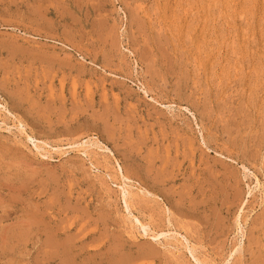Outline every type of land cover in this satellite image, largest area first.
Returning <instances> with one entry per match:
<instances>
[{
  "label": "rangeland",
  "instance_id": "1",
  "mask_svg": "<svg viewBox=\"0 0 264 264\" xmlns=\"http://www.w3.org/2000/svg\"><path fill=\"white\" fill-rule=\"evenodd\" d=\"M0 264H264V0H0Z\"/></svg>",
  "mask_w": 264,
  "mask_h": 264
},
{
  "label": "bare ground",
  "instance_id": "2",
  "mask_svg": "<svg viewBox=\"0 0 264 264\" xmlns=\"http://www.w3.org/2000/svg\"><path fill=\"white\" fill-rule=\"evenodd\" d=\"M77 151H78L79 153H82V152H83L84 154H87L86 151H85L84 149H82V150H79V149H78ZM129 198H130V193H129V194H126V193H125V194H124V200H125V203H126V204H128ZM155 237H156V236H155Z\"/></svg>",
  "mask_w": 264,
  "mask_h": 264
}]
</instances>
